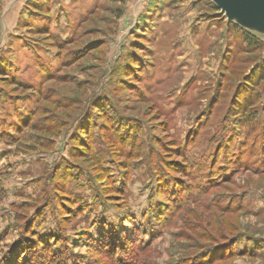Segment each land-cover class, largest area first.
<instances>
[{"label": "rangeland", "instance_id": "1", "mask_svg": "<svg viewBox=\"0 0 264 264\" xmlns=\"http://www.w3.org/2000/svg\"><path fill=\"white\" fill-rule=\"evenodd\" d=\"M116 252L264 264V14L0 0V264Z\"/></svg>", "mask_w": 264, "mask_h": 264}, {"label": "trees", "instance_id": "2", "mask_svg": "<svg viewBox=\"0 0 264 264\" xmlns=\"http://www.w3.org/2000/svg\"><path fill=\"white\" fill-rule=\"evenodd\" d=\"M120 123H117V125H116V122H115V126H114V130L118 133L117 135H118V137L122 140V141H128V138H130L131 136V133L134 131V128H132V125L131 124H127L128 122H122L121 120L119 121ZM106 135V134H105ZM131 140H132V138H130ZM84 145H87V143H85ZM126 146H128V145H126ZM126 146H124V147H126ZM131 151L133 152V150H134V147H133V144L131 145ZM126 151V150H125ZM182 157V164H181V167L182 168H188L187 167V165L188 164H185V163H183V161H186L187 163H188V159L187 158H185L184 157V155H182L181 156ZM178 165V164H177ZM177 165H176V167L175 168H173V166H170V168L171 169H174V170H178V167H177ZM179 166V165H178ZM185 169V170H186ZM106 170H108L107 168L105 169V171ZM192 170H190L189 172H191ZM187 172H188V170H187ZM187 175V174H186ZM177 185H178V183H176V181H174V187H177ZM166 183L164 182V191L163 192H161V193H165V194H167L168 195V197H170L169 199H171V196L170 195H172L173 194V192L172 191H169V190H167L166 189ZM172 194H171V193ZM183 192V191H182ZM172 200V199H171ZM161 214H162V212L161 213H159V214H156L157 216H158V218H161ZM111 240H115V242L117 243V245H119V239H116L114 236L111 238ZM127 242H131V241H127ZM109 244H112V242H108ZM122 249H124V248H118L117 247V250L119 251V250H122ZM49 251H50V249H49ZM124 253L126 252H128V251H124V250H122ZM127 255V254H126ZM129 255V254H128ZM131 257L132 258H130L129 256H125V255H121V254H118V252H116L115 253V256H114V260H115V263H117V264H137V261H136V256L133 254V255H131ZM215 258V254H213L212 256H211V258H210V260H203L202 262H200V263H204V264H206V263H209L210 261H212V259H214ZM210 264V263H209Z\"/></svg>", "mask_w": 264, "mask_h": 264}, {"label": "water", "instance_id": "3", "mask_svg": "<svg viewBox=\"0 0 264 264\" xmlns=\"http://www.w3.org/2000/svg\"><path fill=\"white\" fill-rule=\"evenodd\" d=\"M215 1L220 7L225 8L235 17H247L251 15L264 14V1L254 4L241 3L242 6H237L235 4V2L239 3L237 0H215Z\"/></svg>", "mask_w": 264, "mask_h": 264}, {"label": "bare ground", "instance_id": "4", "mask_svg": "<svg viewBox=\"0 0 264 264\" xmlns=\"http://www.w3.org/2000/svg\"><path fill=\"white\" fill-rule=\"evenodd\" d=\"M235 4H236L237 6H242V4H239V3H237V2H235Z\"/></svg>", "mask_w": 264, "mask_h": 264}]
</instances>
